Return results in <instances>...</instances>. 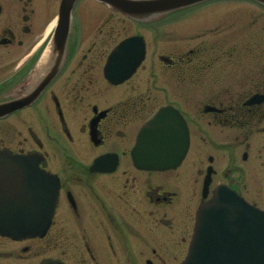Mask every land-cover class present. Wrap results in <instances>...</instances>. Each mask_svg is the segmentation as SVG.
Masks as SVG:
<instances>
[{
  "label": "flooded vegetation",
  "instance_id": "obj_1",
  "mask_svg": "<svg viewBox=\"0 0 264 264\" xmlns=\"http://www.w3.org/2000/svg\"><path fill=\"white\" fill-rule=\"evenodd\" d=\"M56 3L0 0V104L26 99L0 117V153L36 154L59 180L48 231L0 235V264H175L189 249L199 204L218 185L251 203V153L264 156V98L250 102L264 95V6L203 0L140 20L79 0L66 57L49 77L56 56L42 59L35 46ZM139 8L152 10L130 6ZM132 35L143 37L145 58L113 84L105 74L111 46ZM165 106L184 119L187 152L175 166L138 165L139 131Z\"/></svg>",
  "mask_w": 264,
  "mask_h": 264
},
{
  "label": "water",
  "instance_id": "obj_2",
  "mask_svg": "<svg viewBox=\"0 0 264 264\" xmlns=\"http://www.w3.org/2000/svg\"><path fill=\"white\" fill-rule=\"evenodd\" d=\"M74 1L63 0L60 26L57 30L59 33L50 44L51 58L57 55V61L62 59L65 52L70 11ZM192 1L197 0H155L153 4L156 3L159 9L163 10ZM259 1L264 3V0ZM128 5L143 4L140 2ZM125 46V43L122 44L111 58L110 76L114 82L124 77L125 72L123 73L120 61L124 59V56H121ZM138 53L134 63L125 67L127 71L139 61L142 50ZM54 72L53 70L52 73ZM20 103L22 100L0 105V114L8 113L21 105ZM168 116L173 117L171 111L165 112L163 118ZM156 121L157 117L150 122L146 130L147 133H154L153 142L148 146L144 145L145 149L142 147L144 153L139 152V156L144 157L141 162L147 165H159L162 162L156 161V158L161 160L160 158L170 154L175 157L180 154L181 157L186 149L187 140L183 123L179 119L176 118L173 122V134L169 136L153 130ZM155 139L162 140L158 143ZM30 165V168L22 163L0 167V175L4 174V178H0V233L15 238L45 233L57 203L58 184L55 177L43 172L34 160ZM221 202L213 201L201 210L190 251L181 264H264V212L250 207L240 198H234L236 208L222 206Z\"/></svg>",
  "mask_w": 264,
  "mask_h": 264
},
{
  "label": "rangeland",
  "instance_id": "obj_3",
  "mask_svg": "<svg viewBox=\"0 0 264 264\" xmlns=\"http://www.w3.org/2000/svg\"><path fill=\"white\" fill-rule=\"evenodd\" d=\"M85 4H88L89 2H84ZM56 0H52V5H55ZM55 7V6H53ZM54 13L57 10V5L56 8L53 9ZM26 49H19L16 50V52H25ZM199 95V94H198ZM197 95V98H198ZM259 139H253L252 146H255L257 143H261L262 138L260 136L258 137ZM253 153L255 154V160ZM260 153L255 152V149H253L251 153V187L249 189V193L251 196V202H257L256 204L260 206L261 208H264V164L260 163V161L264 163V156L260 158ZM184 253L177 254V259L175 264H178L179 261L184 257Z\"/></svg>",
  "mask_w": 264,
  "mask_h": 264
},
{
  "label": "bare ground",
  "instance_id": "obj_4",
  "mask_svg": "<svg viewBox=\"0 0 264 264\" xmlns=\"http://www.w3.org/2000/svg\"><path fill=\"white\" fill-rule=\"evenodd\" d=\"M49 29H50V28H49ZM49 29H48V30H49Z\"/></svg>",
  "mask_w": 264,
  "mask_h": 264
},
{
  "label": "snow or ice",
  "instance_id": "obj_5",
  "mask_svg": "<svg viewBox=\"0 0 264 264\" xmlns=\"http://www.w3.org/2000/svg\"><path fill=\"white\" fill-rule=\"evenodd\" d=\"M221 194H223V193H221Z\"/></svg>",
  "mask_w": 264,
  "mask_h": 264
}]
</instances>
